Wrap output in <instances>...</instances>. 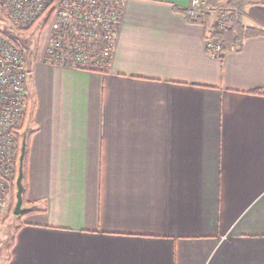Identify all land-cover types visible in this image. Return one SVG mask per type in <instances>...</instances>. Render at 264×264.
<instances>
[{
	"label": "crops",
	"instance_id": "0c3cea01",
	"mask_svg": "<svg viewBox=\"0 0 264 264\" xmlns=\"http://www.w3.org/2000/svg\"><path fill=\"white\" fill-rule=\"evenodd\" d=\"M121 2L104 67L29 58L39 211L3 264H264V0L245 7L258 33L218 57L190 0Z\"/></svg>",
	"mask_w": 264,
	"mask_h": 264
},
{
	"label": "built area",
	"instance_id": "2783aa9c",
	"mask_svg": "<svg viewBox=\"0 0 264 264\" xmlns=\"http://www.w3.org/2000/svg\"><path fill=\"white\" fill-rule=\"evenodd\" d=\"M121 3V0H0V16L13 29L42 22L50 16L44 60L100 69L111 57L121 22ZM206 11H209L206 0H190V16L196 18ZM210 12L215 14L212 30L222 29L229 11L217 7ZM210 31L205 34V47L212 56H221V41ZM28 74L25 51L0 30V210L16 185L17 155L28 110Z\"/></svg>",
	"mask_w": 264,
	"mask_h": 264
},
{
	"label": "trees",
	"instance_id": "16d2710c",
	"mask_svg": "<svg viewBox=\"0 0 264 264\" xmlns=\"http://www.w3.org/2000/svg\"><path fill=\"white\" fill-rule=\"evenodd\" d=\"M222 0H206L207 6L209 7V11L204 12L200 16L196 17L195 20H198L202 24L205 22L206 19H209L211 17L212 13L210 10H215L217 7L221 5ZM249 3V0H225V4L229 7V16L227 21L225 22V25L222 29L220 30H212L211 33L213 35H216L217 38L220 39L221 44H222V49L227 50L230 47H233V49H239L242 45V42L244 39L247 37L254 35L258 33L257 30H255L252 27L246 26L244 24L243 18L245 16V7ZM50 16H46L44 20L42 21V26H45L47 22L49 21ZM201 18V19H200ZM34 23L27 24L23 28V32L28 31L34 26ZM6 27V25H5ZM5 35L11 38V40L16 43L18 46L22 44L23 47H25L27 50L29 48L28 43L24 40V38H21L17 36L13 31L4 28L1 30ZM81 68V67H79ZM83 68V67H82ZM91 69V68H90ZM252 93H258V94H264V88H257L251 91ZM23 132L21 135V144L24 140V155L22 162L20 163L19 158L17 159L18 161V166H22V185H23V191H22V202L23 205L27 204V209L22 212L19 215H16L17 217H20L24 214L30 213V212H35L39 211L36 206L32 205L31 203L27 202L25 199V167H26V160H27V153H28V142H29V137L31 134V130L28 129L26 124L23 126ZM19 169V167H18ZM17 175H18V170H17ZM17 177V176H16ZM16 195V193H15ZM11 212L14 214V209L11 208ZM15 215V214H14ZM10 245V243H9Z\"/></svg>",
	"mask_w": 264,
	"mask_h": 264
},
{
	"label": "rangeland",
	"instance_id": "374dc122",
	"mask_svg": "<svg viewBox=\"0 0 264 264\" xmlns=\"http://www.w3.org/2000/svg\"><path fill=\"white\" fill-rule=\"evenodd\" d=\"M219 7L225 8L229 11V7L225 4V0L221 1V5ZM211 15L212 18H214L215 14L212 13ZM4 28L12 30L17 36L24 38V40L28 43V50L23 47L22 44L19 45V47H21L25 51L28 59L32 58L31 56L35 58L37 57V55H43L45 44L47 43L49 38L48 36L50 26L48 24L42 26V22L35 23V25L31 29L26 32H23V28H11L4 20H2L0 16V30H3ZM30 77L31 75L29 74L26 83L28 82V79H31ZM19 149V155H17V159L19 158L20 160V145ZM15 193L16 185L13 187V190H11V192L9 193L8 197L5 200V203L3 204L2 209L0 210V264H3L6 260L7 253L9 252L10 238L12 236L13 229L17 224V216L11 212V208L14 209V205L16 202Z\"/></svg>",
	"mask_w": 264,
	"mask_h": 264
},
{
	"label": "water",
	"instance_id": "95a60500",
	"mask_svg": "<svg viewBox=\"0 0 264 264\" xmlns=\"http://www.w3.org/2000/svg\"><path fill=\"white\" fill-rule=\"evenodd\" d=\"M24 149H25V146H24V140H23L22 145H21V152H20V163L22 162V159H23ZM22 174H23L22 166L20 164L19 169H18V175L16 178V195H15L16 202L14 205L15 215H19L27 209V207L23 206L22 204V191H23Z\"/></svg>",
	"mask_w": 264,
	"mask_h": 264
}]
</instances>
